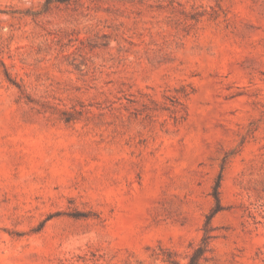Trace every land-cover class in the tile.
Returning a JSON list of instances; mask_svg holds the SVG:
<instances>
[{
	"label": "rangeland",
	"instance_id": "rangeland-1",
	"mask_svg": "<svg viewBox=\"0 0 264 264\" xmlns=\"http://www.w3.org/2000/svg\"><path fill=\"white\" fill-rule=\"evenodd\" d=\"M192 258L264 264V0H0V264Z\"/></svg>",
	"mask_w": 264,
	"mask_h": 264
},
{
	"label": "trees",
	"instance_id": "trees-1",
	"mask_svg": "<svg viewBox=\"0 0 264 264\" xmlns=\"http://www.w3.org/2000/svg\"><path fill=\"white\" fill-rule=\"evenodd\" d=\"M215 197H216V199H218L217 195ZM189 264H196L195 258H192Z\"/></svg>",
	"mask_w": 264,
	"mask_h": 264
}]
</instances>
